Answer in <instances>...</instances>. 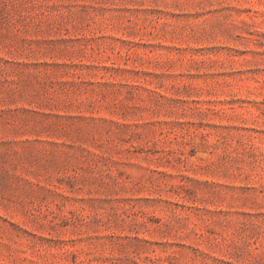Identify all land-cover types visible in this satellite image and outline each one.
Returning <instances> with one entry per match:
<instances>
[{
	"label": "rangeland",
	"instance_id": "obj_1",
	"mask_svg": "<svg viewBox=\"0 0 264 264\" xmlns=\"http://www.w3.org/2000/svg\"><path fill=\"white\" fill-rule=\"evenodd\" d=\"M0 264H264V0H0Z\"/></svg>",
	"mask_w": 264,
	"mask_h": 264
}]
</instances>
